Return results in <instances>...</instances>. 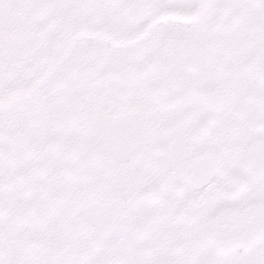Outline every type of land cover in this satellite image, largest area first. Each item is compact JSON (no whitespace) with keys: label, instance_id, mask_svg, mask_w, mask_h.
<instances>
[{"label":"snow or ice","instance_id":"6c2138e0","mask_svg":"<svg viewBox=\"0 0 264 264\" xmlns=\"http://www.w3.org/2000/svg\"><path fill=\"white\" fill-rule=\"evenodd\" d=\"M0 264H264V0H0Z\"/></svg>","mask_w":264,"mask_h":264}]
</instances>
